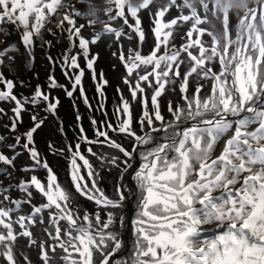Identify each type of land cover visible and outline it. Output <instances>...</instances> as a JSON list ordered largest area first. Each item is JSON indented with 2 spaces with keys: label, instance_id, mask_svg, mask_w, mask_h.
<instances>
[{
  "label": "rangeland",
  "instance_id": "obj_1",
  "mask_svg": "<svg viewBox=\"0 0 264 264\" xmlns=\"http://www.w3.org/2000/svg\"><path fill=\"white\" fill-rule=\"evenodd\" d=\"M26 23L36 53L29 60ZM2 66L23 86L10 94L0 73V212L20 203L28 220L0 229V264H264V201L258 213L243 209L260 179L230 192L229 204L202 198L213 179L234 190L226 180L257 171L264 145L259 133L248 137L251 118L240 146L225 143L232 127L210 146V137L172 136L162 148L154 140L162 127L257 97L264 5L0 0Z\"/></svg>",
  "mask_w": 264,
  "mask_h": 264
},
{
  "label": "flooded vegetation",
  "instance_id": "obj_2",
  "mask_svg": "<svg viewBox=\"0 0 264 264\" xmlns=\"http://www.w3.org/2000/svg\"><path fill=\"white\" fill-rule=\"evenodd\" d=\"M256 2L260 6L264 5V0H256ZM241 17L247 18L250 21L251 15H241ZM263 96H264V87L259 91L257 97H250L249 99L245 101L242 100L241 103L236 102L237 104H235L236 105L235 108L232 106H229L228 103H226L227 105L226 108H224L222 105L212 107L210 108L209 113L205 112L199 115L195 119L184 120L180 122L178 124L179 126L176 127V129H174V127L171 125H169L168 127H162L160 131L154 132V138H155L154 140L155 141L157 140L160 144V147L162 148V146L166 144V142L169 141L172 136H178L176 140L173 139L174 142L181 139L182 142L188 141V140H194L195 143H196V140H201L203 138L205 139L206 137H210V140L209 139L207 140L208 146H210L212 142L217 140L219 137L221 138L224 137V135H226V132L230 129V127H232L234 128V130L232 131V139H229V140L227 139L225 143H227V145L234 143V142L239 144L241 142L239 135L245 136L242 132V129L247 127L245 122L251 118L254 124L255 130L253 131L254 133L252 135L249 134L248 137L250 138V141H256L257 139H253L252 137L256 136V134L259 133L260 141L258 140L257 141L260 144L264 145V97ZM35 116L36 118L39 117V119H41L40 115L37 116V114H35ZM188 123H190L191 126ZM186 127H189L190 130L186 133H182L181 129L186 128ZM235 135L238 137L237 139L238 141L235 140L236 138ZM148 149L149 147L145 148V150H148ZM251 149L252 148H250V150L248 151L249 154L252 153ZM19 153H21V151H19ZM31 156H32L31 153H27L26 159L30 160ZM219 160H220L219 157H215L214 160L212 158V160H210V162L206 166L208 167V170L209 168L213 167ZM254 162L256 163L255 167L257 168V171L254 172L252 176L247 177L246 179L242 178V181L240 179L238 180L234 179V177L232 178V181L226 180L225 185L227 187L228 185L234 187L235 183L238 184L236 187H234V190H232V188L222 189L221 184H218V183L216 184L217 180H219L216 178V179H213L210 183V186H212L211 193H209V190L204 191V196L202 198L206 199L210 203L213 201L214 203L223 202L224 201L223 199H225L227 200L229 204L230 201L228 198H229L230 192L233 193L234 191H236L237 192L236 195H238L240 194L241 191H244V186H246V184L259 178L260 181L257 182V185L254 189V191H256L255 201L252 204L243 205V209H245L246 207H249V209L251 208L252 211L258 213V210L263 208V201H264V174L260 175V173H258L260 170L264 169V150H260L256 154H254ZM222 170H224V165H222ZM236 181H239V182L237 183ZM23 186L24 187L26 186L27 188L26 184H24ZM24 187H20V189L24 190L25 189ZM41 197L46 203L47 201L45 200V198L42 195ZM212 204L213 203H211V205ZM15 207L16 208L14 212H11V213L8 212L7 214H3L2 212H0V229L2 231H4L7 228L8 222H11V223H13L14 221L20 222V224L23 226L26 224L28 220V216L26 215V217L24 218L21 215L23 212H27L26 208L22 206V204L20 205V203H16ZM205 207L206 208L208 207L207 203L201 206L203 210ZM198 211L199 209H197V212ZM228 213H229V209H228ZM36 216H37L36 213L31 215V219L33 223L36 222ZM208 217H211L210 214L208 215ZM212 218L216 220L217 218H219V216L216 214L212 216ZM252 220H254V216H251L249 220L245 217L243 218L244 224H250L251 226H252V223L254 222ZM2 237H4V235Z\"/></svg>",
  "mask_w": 264,
  "mask_h": 264
},
{
  "label": "bare ground",
  "instance_id": "obj_3",
  "mask_svg": "<svg viewBox=\"0 0 264 264\" xmlns=\"http://www.w3.org/2000/svg\"><path fill=\"white\" fill-rule=\"evenodd\" d=\"M76 4L80 3L79 1H75ZM92 5V4H91ZM212 18V17H211ZM210 19V18H209ZM204 22V21H203ZM198 23V22H197ZM31 29H32V25L31 23L27 24L26 23V26L22 27L20 29V39H21V46L23 47V49L26 50V59L29 60L36 57V53H33L30 52V47H32V43H33V36L31 35ZM200 35V34H199ZM30 46V47H29ZM21 49V48H20ZM251 61V60H250ZM35 62V61H34ZM28 64V63H26ZM25 64V65H26ZM242 70V69H241ZM31 71V70H30ZM36 71V70H35ZM0 73H1V78H2V82L5 83L6 85V88L8 86V92L10 94H14L17 95L18 94V91L17 88H16V84L18 85V88L20 86H23L22 83L17 79V78H14L13 76H10L9 72L7 70H4V67L2 66L1 69H0ZM33 73V71H32ZM16 91V92H15ZM264 97V96H263ZM185 125V124H184ZM150 137V136H148ZM136 152V151H135ZM1 181V180H0ZM137 189V188H136ZM113 191V190H112ZM106 200V199H105Z\"/></svg>",
  "mask_w": 264,
  "mask_h": 264
},
{
  "label": "water",
  "instance_id": "obj_4",
  "mask_svg": "<svg viewBox=\"0 0 264 264\" xmlns=\"http://www.w3.org/2000/svg\"><path fill=\"white\" fill-rule=\"evenodd\" d=\"M137 164H138L137 161H135V163H134V165H133V169L131 170V173H132V172H135V170H136V165H137ZM129 180H130L131 186H132V188H133V181H132L131 178H129ZM133 196H134V193H131L130 196H129L128 202H130V200L133 198ZM128 212H130V205H128ZM122 254H123L122 252L119 253V254L117 255V257H119V256L122 255Z\"/></svg>",
  "mask_w": 264,
  "mask_h": 264
}]
</instances>
